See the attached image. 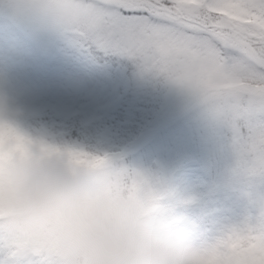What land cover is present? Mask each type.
I'll list each match as a JSON object with an SVG mask.
<instances>
[{"label":"snow or ice","instance_id":"snow-or-ice-1","mask_svg":"<svg viewBox=\"0 0 264 264\" xmlns=\"http://www.w3.org/2000/svg\"><path fill=\"white\" fill-rule=\"evenodd\" d=\"M10 21L56 29L90 50L125 56L142 74L190 94L231 134L238 167L264 178V0H0ZM81 156L114 170L108 156ZM264 237V200L254 215L223 231ZM51 264L43 253L6 248L0 264Z\"/></svg>","mask_w":264,"mask_h":264},{"label":"clouds","instance_id":"clouds-1","mask_svg":"<svg viewBox=\"0 0 264 264\" xmlns=\"http://www.w3.org/2000/svg\"><path fill=\"white\" fill-rule=\"evenodd\" d=\"M0 85V241L51 264H264V237L196 238L145 189L78 150L38 138Z\"/></svg>","mask_w":264,"mask_h":264},{"label":"rangeland","instance_id":"rangeland-1","mask_svg":"<svg viewBox=\"0 0 264 264\" xmlns=\"http://www.w3.org/2000/svg\"><path fill=\"white\" fill-rule=\"evenodd\" d=\"M21 26L10 21L6 12H0V85L20 111L29 109L39 113L50 108L56 117L78 118L91 125L116 110L130 87L123 63L98 60L70 34L47 27ZM168 85L169 98L174 93L187 99L192 97ZM207 112L200 108V118ZM194 121L199 125L196 117ZM186 128L188 132L189 126ZM174 138L178 145L191 143L189 134L187 137L175 134ZM145 141L135 145L136 153ZM153 145L166 167L165 153L170 148L164 145L160 135ZM171 160L168 171L173 174L171 178L177 188L172 196H164L157 202L164 214L179 218L196 238L211 239L243 224L255 214L258 201L264 200V178L237 170L238 159L230 163L233 170L230 187L222 184L219 188L208 186L205 172L194 157L187 156L180 162L176 158ZM135 163L139 174L144 164L138 155ZM5 258L6 247L0 241V261ZM17 259L27 264V257Z\"/></svg>","mask_w":264,"mask_h":264},{"label":"trees","instance_id":"trees-1","mask_svg":"<svg viewBox=\"0 0 264 264\" xmlns=\"http://www.w3.org/2000/svg\"><path fill=\"white\" fill-rule=\"evenodd\" d=\"M2 11L6 12L0 5ZM91 52L100 61L120 62L126 66L130 87L116 110L91 125L78 118L66 120L56 117L51 109L39 113L25 110L21 111L18 123L26 131L61 147L108 156L114 170H123L130 175L137 172L135 157L138 155L144 164V170L139 173L144 180V189L157 201L164 196H172L177 188L171 178L173 174L168 171L172 167L171 158L180 162L192 156L205 172L210 188H219L222 184L230 187L233 174L230 163L238 159L231 134L209 112L200 118L199 109H207L204 105L193 97L187 99L175 93L169 98L170 88L163 78L142 74L137 64L125 56L121 58L98 49ZM194 117L199 125H196ZM187 125L190 128L188 132ZM175 134H183L184 137L189 134L191 143L178 145ZM158 135L170 148V152L165 153L166 167L153 147V140ZM143 139L146 141L136 153L135 145ZM149 148H152L151 152Z\"/></svg>","mask_w":264,"mask_h":264}]
</instances>
